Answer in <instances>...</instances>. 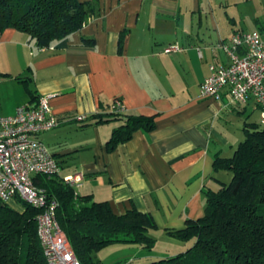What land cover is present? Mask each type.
<instances>
[{
  "label": "crops",
  "instance_id": "1",
  "mask_svg": "<svg viewBox=\"0 0 264 264\" xmlns=\"http://www.w3.org/2000/svg\"><path fill=\"white\" fill-rule=\"evenodd\" d=\"M97 2L98 15L50 48H39L13 28L0 35V72L11 75H0V116L31 105L21 81L38 100L51 96L59 125L42 139L61 165L60 176L79 179L74 189L91 198L87 205L108 202L117 215L133 208L150 213L158 226L150 253L173 257L191 243L168 231L202 218L205 191H216L232 178L230 172L214 170L215 157H233L246 139L245 123L260 125L253 101L203 98L200 87L211 65L228 61L220 46L234 33L264 34V0ZM84 38L96 45H85ZM175 44L182 51L164 52ZM117 98L128 113L156 116V127L137 131L108 152L106 142L122 121L99 123L95 116L107 118Z\"/></svg>",
  "mask_w": 264,
  "mask_h": 264
},
{
  "label": "trees",
  "instance_id": "2",
  "mask_svg": "<svg viewBox=\"0 0 264 264\" xmlns=\"http://www.w3.org/2000/svg\"><path fill=\"white\" fill-rule=\"evenodd\" d=\"M98 14L97 0H0V35L13 28L39 48H50ZM127 33L120 34V54ZM83 43L96 45L88 38ZM21 83L30 104L36 105L35 92L26 80ZM95 117L99 123L122 121L106 142L108 152L130 141L137 131L148 133L156 127V116L111 111L107 118ZM244 131L246 139L233 157H215L214 170L230 172L232 178L216 191H205V215L188 220L183 229L168 231L171 237L191 243L189 248L149 264H264V126L245 123ZM36 184L58 202L57 219L82 264H101L94 254L115 244L140 245L148 251L156 247L158 226L150 213L133 208L117 215L108 202L87 205L91 198L78 196L61 176H39ZM18 203L22 210L0 202V264H48L38 233L41 211Z\"/></svg>",
  "mask_w": 264,
  "mask_h": 264
},
{
  "label": "built area",
  "instance_id": "3",
  "mask_svg": "<svg viewBox=\"0 0 264 264\" xmlns=\"http://www.w3.org/2000/svg\"><path fill=\"white\" fill-rule=\"evenodd\" d=\"M220 48L228 61L210 66L211 74L202 83L200 95L218 101L229 95L232 102L240 104L253 101L260 112V125L264 126V34L259 30L236 32ZM179 51L182 48L177 44L164 50ZM50 98L42 96L36 105L0 116V202L11 206L25 202L41 211L38 233L48 264H82L57 219L58 202L36 184L37 177L60 176L62 171L42 139L43 134L59 125ZM111 111L125 113L123 100L117 98ZM63 178L73 187L79 182L77 177Z\"/></svg>",
  "mask_w": 264,
  "mask_h": 264
},
{
  "label": "rangeland",
  "instance_id": "4",
  "mask_svg": "<svg viewBox=\"0 0 264 264\" xmlns=\"http://www.w3.org/2000/svg\"><path fill=\"white\" fill-rule=\"evenodd\" d=\"M25 79L21 78L20 80ZM13 207H22L21 203L14 202ZM20 210V209H19ZM139 246V245H138ZM137 245L127 246L125 244H115L105 248L101 255H98L96 261L101 264H149L161 258L150 253L151 251L144 250L140 252ZM152 254V255H151ZM148 256V258H146Z\"/></svg>",
  "mask_w": 264,
  "mask_h": 264
}]
</instances>
